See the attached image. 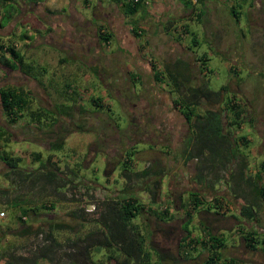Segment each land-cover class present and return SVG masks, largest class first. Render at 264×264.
<instances>
[{"label": "rangeland", "instance_id": "obj_1", "mask_svg": "<svg viewBox=\"0 0 264 264\" xmlns=\"http://www.w3.org/2000/svg\"><path fill=\"white\" fill-rule=\"evenodd\" d=\"M64 1L66 0H39L35 5H32L28 0H11L18 11H10L11 18L8 22H2L3 12L0 3V39L4 44L13 45L32 70L28 74L29 78L18 71L7 70L0 65V87L18 86L27 91L28 111L43 114L36 123L29 114L24 113L15 124L7 126L0 109V127L10 134L7 144L3 145L0 142V151L8 156L20 158L19 166L25 172L33 171L30 178L19 182L17 178L6 177L7 169L0 163V213H3L0 216V236L5 234V228L16 227L15 217L19 213L18 210L10 207L9 203L13 201L25 203L28 201L29 204L38 207L39 215L33 217L35 220L29 222L34 230L40 228L44 232L45 227L52 219L74 228L73 232L52 230L55 239L63 245L66 244V240H74L89 231L96 230V227L90 223L78 225L79 220L75 216H69L70 212L88 214L92 212L90 211L91 206H94L96 202L99 203L108 198L120 199L129 195L141 202H147V195L141 189L142 182L133 179L127 181L122 177V161L128 157L130 158L128 172L150 168L151 171L160 170L164 174L159 198L164 203L163 205L167 204L170 207V213L173 216L172 220L161 226L167 233L169 228L180 226L184 221L180 203L187 202V191L194 189L196 191L200 188L203 189L201 197L204 200H210L208 194L212 195L209 192L211 191L215 193V199L219 204L229 202L227 211L222 209L220 212H223V215L229 213L231 217L234 216L236 205L252 196L253 191L251 192L250 189L252 190V183L255 181L254 176L259 173V162L264 160V144L261 145L257 135V132L262 133L260 128L264 125L262 122L264 121V0H236L237 8L234 10L237 12V20L230 15V5L224 0H206L203 7L196 5L203 13L201 21L188 22L189 33L183 36L184 45L192 55L185 57L186 63L172 61L171 64L173 53H166L167 49L165 51L164 48L165 53L163 52V54L168 57L161 61L162 65L157 62L161 68L168 65L170 69H173V66H176L178 70H182V73L186 72L185 77L188 78V82H193L191 83L193 86L204 84L206 89L211 92H218L222 86H226V91L220 93L218 103L211 104L200 100L199 106L195 108L197 114H201L205 109L221 110L227 99L243 106L241 127L234 129L233 137L236 141L239 137H244L246 140L240 143L237 141L235 146L231 141L232 145L227 151L232 152L230 155L239 154L245 157L242 167L244 176L240 179L236 177L239 172V163H236L237 161L233 158H230L228 162L216 160L213 162V166L205 161L203 162L205 168L202 170V175L206 183H200L194 189L187 186L183 189L184 186L178 184V181L182 182L183 176L189 179V175L192 174L188 173L189 167L186 166V163L177 160V154H181L182 148H176L174 142L162 139L156 143L150 138L140 140L126 131L128 125L131 124L128 121L130 115L125 110L129 108L126 101L129 96L126 98L124 96L125 101L119 99L117 102L113 92L114 88L117 87L120 91L126 89L127 86L134 87L133 92L136 95L132 96L130 93L134 98L141 95L139 90L142 88L141 83L135 80V83H131L133 80L132 76L128 75V60L119 53L115 44L108 46V52L114 53L117 58L115 57V60L112 59L111 62L108 59L107 62L100 61L101 68L108 69L109 72H106L109 77H103L102 74V78H106L107 81L112 78L114 82L110 86L107 85L109 92L101 86L103 80L101 75L96 77L94 74H88L86 76L89 79L84 80L78 74H68L66 71L69 69L60 70L58 68L62 65L57 61L58 54L55 49L49 50L51 48L45 46L48 43L52 45V42L46 39L45 22L41 12L42 9L55 12L59 10ZM73 1L69 0V3H73ZM77 4L79 5L81 2L78 1ZM231 4L233 3L231 2ZM74 8L76 9V7ZM122 10L124 11V9ZM80 12L83 17L89 19L93 11L92 8H81ZM97 13L96 17H99L100 11ZM189 16L191 15L188 13ZM132 19L139 23V15ZM150 23V20H144L140 24L148 28ZM158 25L162 27V22ZM153 32L152 27L150 29L151 41L157 39V35ZM165 33L173 36L171 29ZM192 36L198 42L196 47L190 46ZM168 41L169 39H166L165 42ZM165 42H163L164 45H166ZM202 56L206 59L203 64H200V61H195V58L200 60ZM36 71L39 72L36 73ZM127 76L131 79L129 81L131 85L127 81ZM166 81L167 79H160L157 85L167 92L171 85L168 82L169 85H167ZM97 97L105 99L104 101L110 107L109 111L104 110L107 120H103L104 115L95 114L100 110L92 107L91 100ZM158 99L163 110L168 104V99L165 96ZM143 100L146 99L143 98ZM76 101L78 103L75 106ZM66 108H70L69 117L60 116ZM249 119L253 121V124H248ZM176 124L174 123V125ZM62 131L68 132V135L62 134ZM115 131L124 142L114 140ZM54 137H59V140L64 142L60 150H50L49 143L51 140L53 141ZM190 137L193 143L194 134H190ZM149 143L156 145L154 148L148 147ZM168 145L175 147L174 155H170L171 157L166 153ZM132 147H134L132 152L136 153L133 156H128ZM112 148L115 149L111 151ZM36 154L40 156V162H44L48 156L50 157L51 165L48 167L51 170L49 173L52 174L50 179L49 173L38 169L39 162L33 161V155ZM174 166L180 169V173H177L176 176L173 175ZM195 174L196 170L194 176ZM205 185L206 188H204ZM239 190L240 195L237 197L236 194ZM242 195L244 196L241 197ZM231 202L233 203L231 204ZM49 205L52 206L51 209L39 208L40 206L48 208ZM155 207L157 208V206ZM187 210L190 211V207ZM215 210L210 209L209 211L216 212ZM257 210L262 218L264 207H259ZM197 211L192 213L193 218L190 224L193 238L202 236L200 230L197 229L200 218H204V220L208 218L207 214H198ZM220 215L221 213L217 216L210 214V218L218 219L217 222L210 220V232L213 234L219 232L224 237L227 246L232 243L236 246L237 240H234V236H230V232L225 229L231 228L234 224L233 220L227 216L222 221ZM133 224L137 226V231L144 237V246L149 251L152 261H156L154 253L157 250L170 254L176 253L177 234L179 233L177 230L174 231V234H161L156 231L154 220L147 215L135 218ZM8 236L0 238V264H3L1 255L5 252V245L7 248L16 247L17 253L24 254L34 244L40 243L42 238L41 234L24 238ZM89 251L93 252L91 256L94 264H108L105 261L103 249L99 251L90 249ZM203 255L202 252L201 254L194 253L191 257L187 256L188 259L183 264H198ZM58 256L62 258L63 263L67 262L65 256H61L60 252ZM234 256L242 258V262H249L242 264L257 262L251 257H243L237 253H234ZM159 262L160 260L157 258V263ZM39 264H45V262L40 261ZM85 264L89 263L85 262Z\"/></svg>", "mask_w": 264, "mask_h": 264}, {"label": "trees", "instance_id": "obj_2", "mask_svg": "<svg viewBox=\"0 0 264 264\" xmlns=\"http://www.w3.org/2000/svg\"><path fill=\"white\" fill-rule=\"evenodd\" d=\"M37 1L39 0H28V2L32 4H35ZM118 1H120L122 7L121 11L124 16L129 18L141 11L145 4L144 0ZM179 1L185 9L190 11L189 14L191 16L184 19L182 22H167L166 30L171 29V31H174V35L177 34L175 35L177 37L189 33L187 26L188 22H194L193 20L196 22L201 21L200 19L203 13L199 9L203 6L206 0ZM224 1L229 3V13L235 18V20H237V12L234 10V8H237L236 0ZM231 2L233 4H231ZM0 3L3 12L1 15L2 22H8L11 18L10 11L14 12L18 11V9L13 6L14 3L12 4L11 0H0ZM196 5H199L200 7L197 8ZM122 9H124V11ZM137 24V21L135 22L131 18V21L129 22V25L131 26L130 32L133 37L139 38L144 32L137 28ZM97 29L98 39L103 44L108 45L110 33L107 28L98 27ZM175 30H178V33ZM197 45L198 42L195 37L192 36L190 46L196 47ZM0 54V65H2V67L12 71H18L29 77L28 74L32 72L30 69L31 67L24 61L22 55L15 50L13 45L8 43L4 44L0 39ZM196 60L200 61V64H203L206 59L202 56L200 60L199 58ZM156 65V67L152 65L153 80L157 84L160 79H167L166 84L172 86H170V88L171 92L174 94V98L171 100L172 104L176 106L178 113L189 124L191 134H194V142L192 143L191 138H189L185 144L184 152L180 154V156L183 157V163L192 160L195 161L197 165L194 178L196 179V183H198V185L203 182L206 183L202 175V170L205 168L203 162L207 161L213 166V162L216 160L218 162L220 160L228 162L230 158H233V160L235 159L237 161L236 163H239V172L236 174V177L239 179L242 178L244 176L242 167L244 165L245 157L239 154L230 155L232 152H228L227 150L231 147L232 142L233 146H235L236 143L246 140L244 137H239L237 142L233 137L234 129L241 127V116L244 112L242 108L243 106L237 103H232L227 99L221 110L205 109L201 114H197L195 108L199 106L200 100H205V102H210L211 104L218 103L220 93L226 91V86H222L218 92H211L206 89L204 84L193 86L191 84L193 82H188V78L185 77L186 72L182 73V70H178L176 66H173V69H170L168 65L164 67L162 66V68L158 63ZM38 72L39 71H36V73ZM133 78L134 77H131L133 80V82H131L132 84L135 83ZM28 101V92L20 87H0L1 115L7 126L15 124L24 113L29 114L31 119L35 120L36 123L39 121L43 114L36 111H28ZM91 103L93 108L102 109L101 99L99 97L92 99ZM69 111L70 108H66L60 116L69 117ZM247 122L249 125L253 124L251 119ZM63 133L68 135V132L66 133L65 131H62V134ZM8 136H10L8 131L0 127V142H2L3 145L7 144ZM63 143V140H59V137H54L53 141L51 140L49 143L50 150H60ZM150 144L151 143L148 144V147L152 146ZM155 145L153 144L152 147L154 148ZM133 148L130 149L131 152L128 153V156H133L136 153L132 152ZM152 152L155 153L154 151ZM33 157V161L39 162L38 169L40 168L46 173L51 172L48 168L51 165L49 156L44 162H40V156L38 154L33 155ZM20 162V158L8 156L0 151V163H2L7 169L5 176H11L17 178L19 182H24L33 175V171L25 172V170L19 166ZM129 162V157L122 161V177L127 181H130L131 179L134 181H141V189L147 195V202H141L134 196L129 195L123 196L120 199L113 200L108 198L99 203L96 202L93 206L92 212H89L88 214L70 212L68 214L69 216H75L79 220L77 222L78 225L90 223L96 227V230L89 231L82 237H77L74 240H66V244L64 245L55 239L52 230H70L73 232L74 228L65 223L55 222L52 219V221H49L50 223L45 227L44 232L40 228L34 230L29 222L35 220L33 217L39 215L38 207L29 204L28 201L26 203L21 201L10 202V207L18 210L19 213V215H16L15 217L17 224L13 229L5 228V234H2L0 238H5L6 235L15 238H24L38 234H41L42 238L40 243L34 244L27 249V252L24 254L17 253L16 247L7 248V245H5V252L1 255L3 260L2 263L39 264L40 261H42L45 262V264H85V262L94 264L91 256L93 252L91 253L89 251L90 249H93L94 251L103 249L104 258L108 264H183V262L187 261L188 257L192 256V254H201L202 252L204 255L198 264L239 263V260L236 258L225 255L227 246L226 241L219 232L214 234L210 232L211 229L209 227V222L200 218V222H198L199 228L197 229L200 230L202 236H196L193 238L190 228L193 218L192 213H194L195 210H198V214H204L208 213L210 209H216V212H212L211 215L217 216L221 213V218L223 217V212H220V210L223 209L224 211H227L229 202L219 204V202L213 198L212 200L210 199L213 203H209L210 201L208 202L207 200H204L200 193L190 191H187V202L184 204L180 203V209H182V212L184 213V221L180 226L169 228L170 230L168 232L169 234H174V231L176 230L179 232L177 234L176 253L170 254L157 250L154 253L156 261H152L149 251L146 250L144 246L145 239L142 234L137 231V226L133 224V220L139 216L147 215L156 223L155 227L157 232L168 234L161 226L162 224L165 225L167 221L172 220L173 216L170 213V207L167 204L163 205L164 203H162L159 198L161 182L164 174L160 170L151 171L150 168H143L136 172H128ZM258 167L259 173L254 176L255 181L252 183V196L249 197V199H244L236 205L237 209L233 212L234 216L232 215L231 217L230 215V218H234V224L231 228H223L227 229L230 232V236H234V240H237V244L239 246L242 245L246 251H258L264 254V235L257 233L256 229L252 230L253 228L248 227V224L250 223L259 227L264 226L263 223L258 222L257 219V209L262 206L264 207V178H262L264 177V160L259 162ZM51 175L52 174L49 173V179ZM239 192L240 190L236 194L237 197L240 195ZM242 194L244 193L242 192ZM243 196L244 195L241 197ZM155 206H157V208ZM188 207H190V211L187 210ZM39 208L47 210L51 209L52 206L49 205L48 208L40 206ZM204 209H206V211H204ZM238 219L239 222H237ZM210 220L212 222L218 221L216 217H212ZM232 245H234V243L230 246ZM59 252L61 253V256H65L67 260L66 263H63L62 258L58 256ZM157 258L160 260L159 263H157Z\"/></svg>", "mask_w": 264, "mask_h": 264}, {"label": "crops", "instance_id": "obj_3", "mask_svg": "<svg viewBox=\"0 0 264 264\" xmlns=\"http://www.w3.org/2000/svg\"><path fill=\"white\" fill-rule=\"evenodd\" d=\"M78 1H80L81 4L78 5ZM144 2L145 4L142 7V10L136 13V15H139V23L137 22V28L144 32L139 38L132 36V33L130 32L131 26L129 25L131 18L136 15L130 18L124 16L123 12L120 10L122 7L120 1L118 0H74L73 3H69V0H66L62 3L63 5L61 4L62 6H60L59 10H56L55 12L41 8V15L43 16L42 18L45 22L44 31L45 35H47L46 39L52 42V45L48 43L45 46L50 47L51 49L49 50L55 49L56 53L58 54L57 61L62 64L61 66H58V68L60 70L69 69L66 71L68 74H78V76H81L84 80L89 79V77L86 76L88 74H94L96 77L101 75V78L102 74L103 77H109L106 73L108 72V69H102L100 61L107 62L106 60L108 59V61L111 62L112 59L115 57L117 58V55L108 52V46L111 44L116 45L119 53L124 55V57L128 60V75L134 77L133 79L135 81L141 83L142 89L141 95L140 97H137L138 100L136 101V97H132L136 95L133 92L134 87L130 88V86H127L126 89H121L120 91L117 87H115L113 91L115 94V100H119L116 96L120 97V99H123L124 96H129V98L127 97L128 100H126L129 108L125 109L127 110V114L131 116V118L128 120L129 123H131L128 127L129 131L134 126L137 127V124H141L144 121L142 120V117L144 116L146 121L145 124L147 127H151V132H153L150 135V138H155L158 136V130H161L160 127L166 128V131L169 130L167 125L174 122L176 111L166 106V108L163 110L160 109L156 113H152L150 107H148L150 104L154 105L157 101L160 102L158 99L159 97H167L168 103L172 102L171 100L174 98L171 88H169V90L166 92L163 89H160L155 83L152 76V65L156 67L157 62L160 64L163 63L161 61L168 57V55L165 56L166 54H163V52L165 53L166 49V53H173L170 60L171 64L172 61L174 63L179 61L186 63L185 57L192 55V53L189 52V49L184 45V35L177 37L175 36L177 34H173V36H171L168 34L166 35L165 33L170 31L166 30L168 21L177 23L178 21L182 22L184 19L189 18L188 13L190 11L185 9L179 0H144ZM74 7H76V9ZM81 8H92L93 12H91L89 19L82 16V13L80 12ZM97 11H100L99 17H96L98 14ZM144 20L151 21L148 28L140 24ZM161 22L162 27L158 25ZM151 26L154 29L153 34L157 35V39H153V41L150 39V29H152ZM98 27H105L109 31L110 40L108 45L103 44L98 39ZM176 32L178 33V30ZM92 35H95V39L98 43L96 50L94 46L92 47V44H89L88 36ZM166 39H169V41L165 42ZM163 42H165L166 45H164ZM60 52L61 55H59ZM70 62H72V64H70ZM102 79L101 86H103L104 89L109 92L107 85L110 86L112 83H114L112 78L109 79V81H107L106 78ZM127 79L126 80L128 82L131 80L129 76H127ZM143 80L145 81L143 82ZM130 93H132V96ZM142 95H144L143 98L146 100H143V98L140 99ZM99 98L101 99L102 109H99L100 111L95 112V114L101 116L104 115L103 120H105L107 116L104 110H108L110 107L104 101L105 99H102L101 97ZM77 103L78 101L75 102V106ZM140 107L141 109L139 110ZM140 111H142V113ZM262 127L264 126H261V130L263 129ZM189 134L191 133L189 132ZM150 145L153 146V143ZM250 191L252 190L250 189ZM211 200L208 202L211 203ZM232 203L233 202H231V204ZM211 213L212 212L210 211H208V213H204L208 215L206 216L208 217L206 218L207 222H211ZM228 214H225L223 217H221L222 221L225 220L227 216L229 219L233 220L230 218V214ZM250 227L253 228L252 230L256 229V225L254 226L253 223H250ZM257 229L261 230L257 233L264 235V226ZM232 246H226V256L236 258L234 253H237L243 257L247 256V258H253L255 261H257L255 264H264L263 253L258 251H246L242 245L239 246L238 244L236 246ZM236 259L239 260L238 264L246 262L249 263L248 261L242 262V258Z\"/></svg>", "mask_w": 264, "mask_h": 264}, {"label": "flooded vegetation", "instance_id": "obj_4", "mask_svg": "<svg viewBox=\"0 0 264 264\" xmlns=\"http://www.w3.org/2000/svg\"><path fill=\"white\" fill-rule=\"evenodd\" d=\"M30 4H32V3H30ZM32 5H35V4H32ZM88 38H89V44H92V47L94 46L95 47V50H96V46H98L97 45L98 43H97V40L95 39V35L88 36ZM7 70H10V69H7ZM6 75L8 76V73L7 72H6ZM6 86H9V85H6ZM15 87H18V86H15ZM116 97L118 99H120V97H118V96H116ZM125 98H126V96H125ZM121 100L122 101H125L124 97ZM137 100L138 99L136 98V101ZM117 102H119V100ZM139 102H141V101H139ZM150 105L149 106L147 105V106L150 107L152 113H156L158 110L161 109V106H162V104L159 103L158 101L154 105H151V106ZM167 107H170V108H172L173 110L176 111V114H175L176 115L175 116L176 120L174 119V122H172L173 123L172 125H171V123L169 124V126H168V129L169 130L168 131L165 130L166 128L160 127L161 130H158V134H157L158 136L155 137V138L152 137L153 139L150 138V135L153 132H151V127H147V125L145 124L146 121H145V117L144 116L142 117V120H144V121L141 124H137V127L134 126L133 128H131L130 131L128 130V127H129V125H128V127L126 128V131H129L131 134H133L134 137L140 138V140H148L150 138V140H154L155 143L156 142H159L161 139L162 140H165V136H166V138L168 139L167 141L174 142L176 148H182V151H181V154H182L184 152V149H185V146H186L185 144L187 143V141L189 140V138H191L190 137V134H189V132L191 133V128H189V124L178 113L176 106L173 105L172 102L168 103L167 104ZM140 109H141V107L139 108V110ZM140 112L142 113V111H140ZM130 118H131V116H130ZM147 118H148V116H147ZM135 121H136V119H135ZM174 123H177V124L174 125ZM262 128H263L262 130L260 128V131H262V133L257 132L258 138L261 141V145L264 144V127H262ZM113 137H114V140L116 142L123 141V139L119 136V134H117L116 131H115V134L113 135ZM104 140H105V138H104ZM119 145H118V147H120ZM175 147L174 146H171V145H168L166 147L167 148V155H169V157H171V156L174 155L173 154V151H174V148ZM113 149H115V148H112L111 151ZM182 158L183 157L180 156V153H178L177 154V160L182 161ZM170 160H169V162H170ZM172 161H174V160H172ZM194 162L188 161L186 163V166L189 167L188 173H192L191 175H189L190 178L189 179H186L185 176H183L181 178L182 179V182H179L178 181V184L180 183L182 186H184L183 189L186 188V186L187 187H193V189H194V187H197V185H198V183H196V179H194L195 178L194 172H195V169H196V166H197L196 163H194ZM177 163H179V162H177ZM192 163H193V166H192ZM177 173H180V169L177 168L176 166H174L173 167V175L175 174L174 176H176ZM204 188H206V185L204 186ZM190 192H198V193L202 194L204 191H203V189L200 188L199 190L197 189V191H196V189H194V190H191ZM209 192L213 195V198L215 199V195H214L215 193H212L211 191H209ZM208 195H209V197H208L209 199H213V198H211L212 195H210V194H208ZM259 215H260V212H258V215H257L258 216V218H257L258 219V222H261L264 225V214L262 215V218ZM248 227L250 228V224H248ZM257 228H259V226L256 225V229ZM260 231L261 230L257 229V232H260Z\"/></svg>", "mask_w": 264, "mask_h": 264}, {"label": "built area", "instance_id": "obj_5", "mask_svg": "<svg viewBox=\"0 0 264 264\" xmlns=\"http://www.w3.org/2000/svg\"><path fill=\"white\" fill-rule=\"evenodd\" d=\"M93 210V206H91V209H90V211H92ZM3 215V213H0V216H2Z\"/></svg>", "mask_w": 264, "mask_h": 264}]
</instances>
